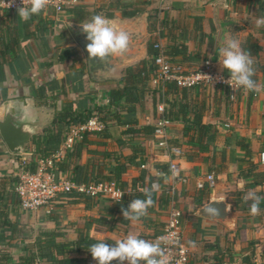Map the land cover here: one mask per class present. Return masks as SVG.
Instances as JSON below:
<instances>
[{
    "label": "crops",
    "instance_id": "1",
    "mask_svg": "<svg viewBox=\"0 0 264 264\" xmlns=\"http://www.w3.org/2000/svg\"><path fill=\"white\" fill-rule=\"evenodd\" d=\"M153 2L78 0L64 12L47 8L27 21L19 17L18 10L0 9V105L7 99L32 97L46 110L44 127L32 138L39 139L26 144L20 155L10 154L0 139V264H33L39 249L49 244L70 245L80 236L114 245L116 240L132 233L155 242L171 207L180 211L182 242L188 247L191 264H264V199L256 216L250 214L252 201L243 199L249 190L264 197V161H260V154H264V76L259 72L255 80L262 90L257 93L237 87L233 101L227 83L195 87L197 92L201 89L204 101L202 124L214 128L203 138V142L211 138L205 152L190 145L196 142L197 135L186 136L183 124L176 122H171L168 128L166 149L157 147L152 140L144 143L142 138L124 142L120 136L122 126L110 120L103 130L107 138L82 134L73 141L72 149L59 164L64 173H71L75 164L83 166L90 158L102 163L98 173L107 176L117 163L124 162L121 155L131 153L130 144L139 142L146 147L143 160L125 164L119 183L111 181L124 192L122 199L136 193L142 195L143 188L157 184L152 194L153 206L139 221L121 223L122 208L126 206L118 208L116 202L107 198H79L74 193L61 197L51 215L42 211L26 213L19 208L14 187L20 159L31 160V171L37 160L59 152L71 138V131L80 125L74 122L79 115L107 107L108 92L120 85L126 68L148 61L151 44L160 43L167 56L183 70L201 67L209 61L220 36L215 9L225 6L223 14L239 21L231 26L232 37L241 45L248 37L258 40L261 51L253 59L255 65L264 63V27L250 28L249 19L256 25L258 18L254 13L250 17L244 12L246 8L256 9L253 0ZM151 8L160 13L153 22L146 13ZM94 15L114 20L118 30L130 34L124 54L108 57L106 61L88 59L68 24L80 27ZM214 69L225 81L230 79L220 62ZM148 87L150 90L146 88L134 116L138 127L154 126L156 106L162 102L166 109L167 102L178 97L175 94L166 97L164 90L156 89L155 80ZM153 90L159 91L154 97ZM121 116L125 117V112ZM174 144L180 152L169 154L168 149ZM171 163L178 166L177 176L169 170ZM250 167L252 170L248 172ZM210 174L214 177L213 187L205 180ZM199 180L204 181L202 189L196 186ZM215 200L226 203L228 223L197 215L203 205ZM94 219L116 222L108 230Z\"/></svg>",
    "mask_w": 264,
    "mask_h": 264
},
{
    "label": "trees",
    "instance_id": "2",
    "mask_svg": "<svg viewBox=\"0 0 264 264\" xmlns=\"http://www.w3.org/2000/svg\"><path fill=\"white\" fill-rule=\"evenodd\" d=\"M119 1L120 0H118V2ZM252 4L253 7L256 8L253 11L254 17H264V0H253ZM128 17L130 18L129 15ZM154 44L155 43L149 46L151 57L148 59V61H143L134 66L126 68L122 78L120 79V85L116 89L109 91L107 94V107L104 105L96 110L99 120L105 125V127L109 120L115 125L122 126L120 136L124 142L128 140H134L136 138H142L144 143H148L151 140L154 142V127L150 125H141L138 127L137 120L134 117L137 111V106H141L142 104L141 99L146 91V88L150 90L148 87L149 83L151 84V82L156 79V68L153 64V61L158 54V50L154 48ZM242 47L246 51L250 52L253 58L258 57L261 51L258 40L254 39L253 37H248L242 44ZM163 55L170 64L180 65L167 56L164 48ZM255 68L256 74L259 72L264 76V63H256ZM256 74L253 79H256ZM156 83V89L161 91L164 90L166 97H171L174 94L178 96L176 99L174 98L167 102L168 107L165 109V114L169 121L183 124L184 134H186V136L191 137L193 133L197 135L198 138L196 142L190 144L191 146L196 147L198 150L204 152L208 150V146L211 143V138H207L206 142H203V138L208 136L209 132L211 133L214 128L202 124V109L204 101L201 95V89H198L197 92V88L179 89L173 82L162 84L159 81H156ZM156 91L153 90V97ZM121 112H125L126 116L122 117ZM94 114L95 113H93V111H87L84 114H80L74 122L75 124H83ZM189 114L193 116L192 119L189 117ZM105 132L106 131H101L93 134L102 139L107 138V134ZM57 134L59 135V133ZM83 135L85 137L87 134L84 133ZM37 139H39V137H35L32 142ZM121 139L118 141L119 144L122 143ZM130 147L131 153L121 155V157L124 159V162L117 163V165L114 166L113 171L109 172V175H100L98 172L100 170L99 167H102V163L89 158L83 166L75 164L71 173L69 172L71 180L78 185L89 182L100 183L115 181L116 183H119L121 174L126 170L125 164H132L135 160L139 158L143 160L145 157L146 147L141 145V143L133 142L130 144ZM176 147L177 146H175V144L172 145L171 148L168 149L169 154L180 152V148ZM42 151H45L46 153L47 149H43ZM89 167H92L93 169H89ZM95 169L96 171H94ZM34 170L35 164L31 168V172ZM251 170L252 167L248 169V172ZM72 195L74 197L78 195L79 198L84 196L83 194L77 193ZM134 199H145V196L144 194L140 195L136 193L122 199L120 202L116 203V205L118 208H122V206L128 207V204H130V202ZM93 221L104 224L108 230H112L116 222V220L112 219H94ZM120 222L128 223V220L120 219ZM138 238L145 239V237L141 236ZM94 243L96 242L87 240L80 236L70 245L49 244L47 247L39 249V254L37 257L48 264H98V262L92 258L91 253L88 251L89 246ZM113 264H117V262H113Z\"/></svg>",
    "mask_w": 264,
    "mask_h": 264
},
{
    "label": "built area",
    "instance_id": "3",
    "mask_svg": "<svg viewBox=\"0 0 264 264\" xmlns=\"http://www.w3.org/2000/svg\"><path fill=\"white\" fill-rule=\"evenodd\" d=\"M243 1V0H240ZM78 0H50L45 8H53L56 13H61L66 8L74 6ZM25 5L30 7L28 0ZM23 7L22 0H0V9L18 10ZM154 48L158 50L153 64L156 68V79L162 84L173 82L177 88H195L208 85H224L225 79L220 73L214 70L209 61H206L198 71L184 73L181 65L170 64L163 55V47L160 43H155ZM211 79H210V78ZM229 85V84H228ZM237 86L232 83L229 85V98L235 100ZM156 119L154 124L153 137L155 145L159 148H167V131L171 125L169 119L165 116V105L159 103L156 106ZM105 125L99 120L95 113L85 123L78 125L71 131L69 139L65 141L59 152L49 158L36 161L35 170H29L31 160L22 157L17 165L16 179L17 183L14 192L18 197V205L21 211L26 213H36L42 211L46 215H51L58 200L72 193L83 194L85 197L96 199L105 197L113 202H120L124 192L120 190L114 182L86 183L76 184L71 180L70 173H64L60 170L59 164L65 160L66 152L71 150L75 139L81 138L82 134H93L101 132ZM73 138V139H72ZM260 161H264V154H260ZM169 170L172 175L177 176L178 166L171 163ZM209 187L215 185L214 177L210 174L205 177ZM156 190H157V184ZM197 188L204 187V181L199 180L196 183ZM180 211L174 207L166 211V218L155 241L160 240L161 247L164 249L168 259V264H191L189 259L188 247L182 242V231L179 225ZM33 264H48L38 257Z\"/></svg>",
    "mask_w": 264,
    "mask_h": 264
},
{
    "label": "clouds",
    "instance_id": "4",
    "mask_svg": "<svg viewBox=\"0 0 264 264\" xmlns=\"http://www.w3.org/2000/svg\"><path fill=\"white\" fill-rule=\"evenodd\" d=\"M50 0H28L30 7L25 5L18 9V15L24 21H27L33 15H39L49 4ZM256 27H264V17L256 20ZM82 32L86 35L89 43L86 51L89 59H99L106 61L110 56L124 54L130 43V34L124 30H117L112 26V22L102 16L94 15L80 24ZM219 62L223 69L227 70L230 79L225 81L230 86L234 82L237 87L245 90L259 93L262 90L261 85L253 79L256 74L255 61L246 51L241 42L232 37L231 33L224 31L219 47ZM210 78V77H209ZM211 79V78H210ZM156 190V185L145 187L142 192L145 199H134L128 207L122 208L124 219L130 221H139L148 214V209L153 206L152 194ZM247 202L251 200L250 214L256 216L260 213V202L264 197L256 194L254 190H249L243 197ZM148 241L138 238L129 233L125 238L118 239L114 245L99 241L89 246L88 251L92 258L98 264H168V259L164 249L161 247L160 240Z\"/></svg>",
    "mask_w": 264,
    "mask_h": 264
},
{
    "label": "water",
    "instance_id": "5",
    "mask_svg": "<svg viewBox=\"0 0 264 264\" xmlns=\"http://www.w3.org/2000/svg\"><path fill=\"white\" fill-rule=\"evenodd\" d=\"M225 10V6H217L215 9L216 19L220 27V36L209 58V63L212 66L219 62L218 47L224 31L229 30L232 34L233 29L231 26L239 24L237 19H228L223 14ZM110 21L112 22V26L118 30L115 26V21ZM68 27L89 59V54L86 51L89 41H87L86 35L82 34V29L75 23H69ZM45 111V108L38 106L32 97L12 98L1 103L0 139L10 154L20 155L23 153L25 145L32 140L39 129H43ZM197 215L208 219H215L222 223L230 221L227 205L223 200L210 201L206 205H203L198 210Z\"/></svg>",
    "mask_w": 264,
    "mask_h": 264
},
{
    "label": "rangeland",
    "instance_id": "6",
    "mask_svg": "<svg viewBox=\"0 0 264 264\" xmlns=\"http://www.w3.org/2000/svg\"><path fill=\"white\" fill-rule=\"evenodd\" d=\"M154 2H156V0H154ZM153 2V3H154ZM210 2H212V1H209V3ZM224 2V0H222V2L221 3H223ZM243 2V1H242ZM216 5L218 4V3H215ZM242 4H244V8H245V6H246V2H244V3H242ZM247 9V8H246ZM244 10V12H245V14H247V15H251L250 17H252V15H253V8L251 9V7H250V11H248V9L247 10ZM241 11H242V9H241ZM146 13H148V20H150V21H152L153 22V20H156V15H157V17H160V13H156V12H154V10H152V8L151 9H147V11H146ZM162 16V15H161ZM249 25L248 26H250V28H257L256 27V25H254V24H252L251 23V19H249V23H248ZM245 38H242V42H243V40H244ZM200 69V67L198 66V67H193L192 69H190L189 71H186L185 69L183 70L184 71V73H192V72H194V71H198ZM215 70V69H214ZM216 71V70H215Z\"/></svg>",
    "mask_w": 264,
    "mask_h": 264
}]
</instances>
